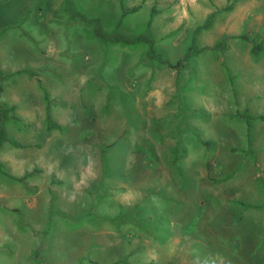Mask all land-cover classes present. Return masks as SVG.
Here are the masks:
<instances>
[{"label": "rangeland", "instance_id": "374dc122", "mask_svg": "<svg viewBox=\"0 0 264 264\" xmlns=\"http://www.w3.org/2000/svg\"><path fill=\"white\" fill-rule=\"evenodd\" d=\"M230 2L195 33L206 47L178 61ZM242 31L264 40V0H0V122L13 104L18 119L3 127L20 144L0 145V264H145L146 244L124 231L151 235L145 202L165 196L142 180L157 167L181 171L169 178L186 188L164 189L165 210L184 203L177 218L193 233L212 230V179L226 198L260 202L243 212H256L246 223L259 239L224 243L264 264V118L245 117L264 115V49L233 37L211 47ZM131 186L148 194L127 200ZM201 247L212 251V237Z\"/></svg>", "mask_w": 264, "mask_h": 264}, {"label": "crops", "instance_id": "0c3cea01", "mask_svg": "<svg viewBox=\"0 0 264 264\" xmlns=\"http://www.w3.org/2000/svg\"><path fill=\"white\" fill-rule=\"evenodd\" d=\"M171 168L173 167H157L155 170L146 168V172L144 174L145 178L142 180V182L145 183L146 187H148V183L150 181L155 182L157 188L160 189V191L162 190V194L163 196H165L166 200H162V195L159 198L155 195V193H151L147 198V202H145V204L150 205H147V207L151 208L150 216L145 215L149 220L146 221L148 222V224L145 227H149L148 229H150L149 231L151 235L142 238V235L144 236V227H135V230L132 231H136V233H132L131 231H124V236H128V239H130V241L134 240L135 245L139 244L140 242H144V244H146L145 247L147 250L145 264H179L180 262L184 264H207V260L208 264H256L254 259H251L249 261L248 252L244 255L243 250L238 249V247H232L230 244H225L224 240H231L235 235H238L240 233L242 236V232L248 234V238H252L253 240L259 239L258 237H253L255 235H253L254 233L252 232V229H255L251 227L253 224H255L254 222L258 218L256 212L251 213L249 215V218L244 216L243 212L248 208H251V210H256V208L261 207L260 202L252 201L250 205L245 206L241 203L243 202L242 199L235 200L230 198L231 195L223 193L222 188L225 185L214 187V182L221 181L220 179H215V181L212 179V230L202 232L198 230L197 232L193 233L191 231H188V228L186 226L187 223L178 221L179 217L177 218V216L181 215L182 219H185L183 217L186 213L184 210V203H177L176 207H174L176 208V212L172 213L168 210H165L166 208H169V204L167 202L168 197L164 189L171 192L174 187L179 190H183L184 188H186L184 180L180 182L178 178H169L172 172H176V174H180L181 172L178 171V169L176 171V169ZM187 172L191 173L198 182L200 181V172L190 169L186 170L183 175H190ZM201 184L202 183L200 181L199 189H201ZM137 187L138 186H131L126 194L123 193V197L128 198L127 200L134 199L136 201L140 199V197L148 194V190L141 191V189H137ZM227 196L230 197L226 198ZM150 197L152 199L151 201ZM199 202L197 201V210H200L202 207ZM232 203L240 204V206L234 208L232 206ZM133 204L134 202L132 204H129V206H134ZM190 210L191 209H189V212L191 213ZM192 213L196 214V212L194 213V211H192ZM155 216L158 217L155 218ZM235 217L239 218V223L237 224L234 223ZM246 221L249 222V224L252 223L251 226L246 223ZM243 224L246 227V230L243 229ZM239 226H241V228H238ZM239 229L240 231H238ZM202 234H204L206 238L212 237V251H208L204 255H202L201 253ZM159 239H162L161 242L159 241ZM193 240L198 242V246H194L195 248H193L196 249L197 247V250H200L199 253L193 254L191 252L192 249L190 247V241ZM166 247L167 249H163ZM185 249H188L187 252L185 251Z\"/></svg>", "mask_w": 264, "mask_h": 264}, {"label": "trees", "instance_id": "16d2710c", "mask_svg": "<svg viewBox=\"0 0 264 264\" xmlns=\"http://www.w3.org/2000/svg\"><path fill=\"white\" fill-rule=\"evenodd\" d=\"M232 6H233L232 3L230 2V3H227L226 5H224L221 8H216V9L212 10L204 18V20L195 27L194 34L192 35L190 45L188 46V48L185 51V53L183 54V56L181 58H178L177 60L181 61L183 58L186 59V58L190 57L192 53H196V52H199L202 49H204L206 46H197L196 45V43H195V41H196L195 33H197V31L200 28H208V27H210V25L214 21V18L216 17V15L221 10H230L232 8ZM139 7H140V3H138L136 5H133V6L129 7V8H127V9H124L123 14H125L127 12H130V11L137 10ZM154 10H155V6L153 5L152 8H151V12H153ZM228 37L239 38L241 40L250 41L251 42V44H250V53L252 55H254V56H257L264 49V40L258 41V40L255 39V37H252L251 35H249L248 33L244 32V31H242L240 33H237V34L230 35V36L221 37L220 39L216 40L211 47L214 48V49H218L220 51H223L226 48V46H227ZM44 96H45V98L47 100L48 99L47 95H44ZM14 107L15 106L13 104H11V105H6L5 104L3 106L4 109L2 111L5 110L4 112H6V115H5V113H4L5 116L1 115L2 121L0 122V145H1V142L4 141V140H8L9 142H11L13 145H16V146L20 145L18 142L10 139L7 136V134L5 132V129L3 127V120H5V119H18V116L15 115L14 113L7 114L8 111H13ZM48 107L49 106L46 104L45 114H46L48 128L59 127V124L51 118V115H50ZM246 112H248V111L246 110ZM0 113H1V111H0ZM248 113H249L248 115H245L247 120H250L251 118H261V119L264 118L263 114H252L250 112H248ZM0 168H3L1 161H0ZM37 169H40V168L39 167H35L34 169L29 170L28 172L18 176L17 178L22 179L24 176H26L27 174H31L34 170H37ZM0 171H2V170H0ZM3 173H6V171L3 170Z\"/></svg>", "mask_w": 264, "mask_h": 264}]
</instances>
